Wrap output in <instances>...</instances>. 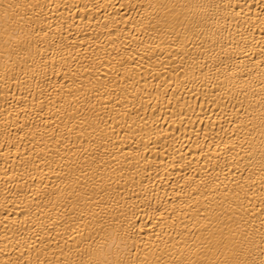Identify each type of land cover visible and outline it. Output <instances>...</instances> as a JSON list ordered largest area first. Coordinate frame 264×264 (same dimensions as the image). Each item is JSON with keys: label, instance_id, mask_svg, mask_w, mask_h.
Here are the masks:
<instances>
[{"label": "bare ground", "instance_id": "obj_1", "mask_svg": "<svg viewBox=\"0 0 264 264\" xmlns=\"http://www.w3.org/2000/svg\"><path fill=\"white\" fill-rule=\"evenodd\" d=\"M0 264H264V0H0Z\"/></svg>", "mask_w": 264, "mask_h": 264}]
</instances>
